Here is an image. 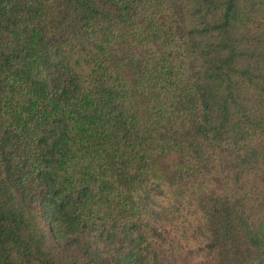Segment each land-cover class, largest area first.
Returning a JSON list of instances; mask_svg holds the SVG:
<instances>
[{
  "label": "trees",
  "instance_id": "obj_1",
  "mask_svg": "<svg viewBox=\"0 0 264 264\" xmlns=\"http://www.w3.org/2000/svg\"><path fill=\"white\" fill-rule=\"evenodd\" d=\"M183 202L264 264V0H0V264H127L50 230L145 256Z\"/></svg>",
  "mask_w": 264,
  "mask_h": 264
},
{
  "label": "rangeland",
  "instance_id": "obj_2",
  "mask_svg": "<svg viewBox=\"0 0 264 264\" xmlns=\"http://www.w3.org/2000/svg\"><path fill=\"white\" fill-rule=\"evenodd\" d=\"M77 69L85 70L86 65L80 63ZM160 205L156 204L152 209L160 234L159 244L155 251L145 256L139 253L129 258L115 252L116 247L104 240L95 243L89 234L68 231L57 224L50 230V236L69 253L86 251L90 256H101L103 259L118 256V260L127 264H214L215 253L208 249L209 237L204 221L193 204L183 202L174 215L162 210Z\"/></svg>",
  "mask_w": 264,
  "mask_h": 264
}]
</instances>
